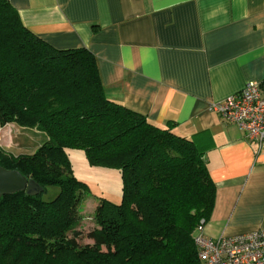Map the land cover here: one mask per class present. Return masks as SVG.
<instances>
[{
	"label": "trees",
	"instance_id": "16d2710c",
	"mask_svg": "<svg viewBox=\"0 0 264 264\" xmlns=\"http://www.w3.org/2000/svg\"><path fill=\"white\" fill-rule=\"evenodd\" d=\"M47 137L34 153L0 147V167L38 182L0 198V264H200L195 238L212 214L216 186L193 141L110 100L85 48L60 50L30 31L0 0V125ZM71 150L90 166L117 170L122 202L101 198L93 244H81L89 186ZM59 188L51 201L43 196Z\"/></svg>",
	"mask_w": 264,
	"mask_h": 264
},
{
	"label": "crops",
	"instance_id": "0c3cea01",
	"mask_svg": "<svg viewBox=\"0 0 264 264\" xmlns=\"http://www.w3.org/2000/svg\"><path fill=\"white\" fill-rule=\"evenodd\" d=\"M6 1L53 47L92 52L110 100L172 125L203 152L216 186L208 239L264 229V152L209 110L252 82L264 92V0ZM0 128L15 156L48 140L36 129Z\"/></svg>",
	"mask_w": 264,
	"mask_h": 264
},
{
	"label": "built area",
	"instance_id": "2783aa9c",
	"mask_svg": "<svg viewBox=\"0 0 264 264\" xmlns=\"http://www.w3.org/2000/svg\"><path fill=\"white\" fill-rule=\"evenodd\" d=\"M209 110L246 133L257 154L264 152V92L260 84L249 83L241 92L210 104ZM204 225L195 238L200 264H264V229L211 240L204 234Z\"/></svg>",
	"mask_w": 264,
	"mask_h": 264
},
{
	"label": "rangeland",
	"instance_id": "374dc122",
	"mask_svg": "<svg viewBox=\"0 0 264 264\" xmlns=\"http://www.w3.org/2000/svg\"><path fill=\"white\" fill-rule=\"evenodd\" d=\"M29 134L33 135V132ZM19 138V134H13L15 142L19 140ZM20 141L21 140H19V142ZM69 152L75 175L90 188V196L86 198L82 205L81 214L85 219L80 227L81 232L84 234L80 239V243L82 245L93 244L92 240L88 239L86 236L95 228V221L91 218L94 216L99 200L104 198L114 204H120L122 202L121 173L117 170L91 167L82 151L71 150ZM59 191V188L51 187L43 196V199L51 201L58 195Z\"/></svg>",
	"mask_w": 264,
	"mask_h": 264
},
{
	"label": "water",
	"instance_id": "95a60500",
	"mask_svg": "<svg viewBox=\"0 0 264 264\" xmlns=\"http://www.w3.org/2000/svg\"><path fill=\"white\" fill-rule=\"evenodd\" d=\"M45 189L35 180L29 179L16 170L0 167V198L26 192L28 196H40Z\"/></svg>",
	"mask_w": 264,
	"mask_h": 264
}]
</instances>
